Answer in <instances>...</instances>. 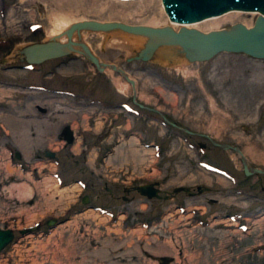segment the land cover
Returning a JSON list of instances; mask_svg holds the SVG:
<instances>
[{"label":"rangeland","instance_id":"obj_1","mask_svg":"<svg viewBox=\"0 0 264 264\" xmlns=\"http://www.w3.org/2000/svg\"><path fill=\"white\" fill-rule=\"evenodd\" d=\"M85 1L79 9L50 0H0V60L48 40L63 20L69 26L84 20L140 24L123 19L128 9L122 4L147 2ZM89 4L105 9L93 13ZM159 5L151 2V10L159 12ZM256 17L239 13L211 30L252 26ZM198 27L210 30L204 23ZM82 41L101 62L124 70L135 82L134 91L130 85L124 93L116 91L115 80L126 83L119 74L97 73L78 55L33 71L24 68L25 60L0 61V229L15 234L0 252V264H104L105 254L122 258L120 264H161L160 258H168V264H264V174L245 176L238 155L203 138L195 141L206 144L208 152L194 143L191 151L177 128L165 127L157 115L131 102L135 96L180 127L237 147L250 168L264 170V60L220 54L177 71L128 62L136 51L112 44L110 36L84 32ZM34 86L70 94L28 91ZM41 101L50 102L44 106L47 115L36 108ZM98 101L118 103V111L103 110ZM59 102L80 109L77 123L65 126L70 144L62 140L65 127L60 139L54 138L57 120L67 121L63 107L55 108ZM47 137L53 141L42 143ZM23 139L15 159L14 142ZM202 164L223 170L231 181ZM153 183L157 197L138 193L140 185ZM51 219L56 223L46 225ZM37 224L34 234L18 233ZM73 251L84 261H67Z\"/></svg>","mask_w":264,"mask_h":264},{"label":"water","instance_id":"obj_2","mask_svg":"<svg viewBox=\"0 0 264 264\" xmlns=\"http://www.w3.org/2000/svg\"><path fill=\"white\" fill-rule=\"evenodd\" d=\"M161 3L170 21L175 24H193L233 11L254 13L257 14V17L253 25L248 28L242 24H234L225 29L208 32L184 27L174 31L170 27L149 28L127 26L115 22L84 20L71 24L64 32L46 41L17 48L0 61L7 58L13 61L15 59L25 60L28 65L39 66L47 61L75 54L87 59L98 73H104L105 69L116 72L134 91L135 82L128 77L124 70L102 63L92 53L89 46L82 41V33L116 32L127 47L136 51L133 57L127 59L128 62H154L160 66L169 67L171 62H184L185 64L207 62L222 53L241 54L254 60H264V0H161ZM62 37L66 40L64 43H60ZM133 102L135 103V96H133ZM65 133V140L70 144L72 135L67 128ZM212 144L224 151H232L238 155L245 176L264 174V170L249 168L244 155L237 147L216 142H212ZM45 156L54 157L52 153H46ZM15 158L20 159L19 153H15ZM137 190L141 196H146L148 199L158 195L154 183L140 185ZM177 190L181 191L182 189ZM186 192L189 193V190L187 189ZM88 201V198L85 197L83 204H87ZM55 223L54 219L45 222L48 226H53ZM35 230H37V226L19 231V233L24 236ZM13 238L11 230L0 229V252L12 242ZM158 262L168 264L169 259L160 258Z\"/></svg>","mask_w":264,"mask_h":264},{"label":"bare ground","instance_id":"obj_3","mask_svg":"<svg viewBox=\"0 0 264 264\" xmlns=\"http://www.w3.org/2000/svg\"><path fill=\"white\" fill-rule=\"evenodd\" d=\"M49 1V0H48ZM136 1V0H135ZM147 2H140V3H126V4H122V6L124 8H127L128 11H124L123 12V19H128V20H131V21H134V19H136V21H140L142 23L140 24H126V23H122L124 25H127V26H143V27H149V28H164V27H170L172 28L174 31H177L179 28L181 27H184V28H187V29H196L198 31H201L199 30L200 27L199 24H202L204 23L205 27L207 29H210L209 31H212L211 29L213 28H216L219 24H221L222 22H226V21H232L234 20L236 17H238V14L239 13H243V12H239V11H233V12H229V13H226L224 15H221L219 17H214V18H209V19H206L204 21H201V22H197V23H193V24H175L173 22L170 21L169 17L167 16L165 10H164V7L162 6V3H161V0H157L160 2V5H159V12H157L156 10L155 11H152L151 10V7H150V3L155 1V0H146ZM51 3H53L55 6L57 7H66L67 5L68 6H75L76 8H79V9H84L86 7V5H84V3L86 2L85 0H50ZM120 2H127V1H120ZM89 3V2H88ZM145 3H148L146 4V6H144L143 9H133L131 10V7L134 6V5H142V4H145ZM87 4V3H85ZM105 5L103 6H106L107 3H104ZM100 5V9H96V7H94L92 4L89 6H87L88 8L90 7V10H94L92 11L93 13H102L105 9V7H103ZM254 14V13H252ZM257 15V14H256ZM127 20V21H128ZM126 21V20H125ZM63 22V27L61 26L58 30H54L49 39L51 37H54V36H57L59 34H61L62 32H64V30H66L68 27H69V21H62ZM80 22V21H79ZM115 23H121V22H115ZM236 24H241V23H236ZM71 25V24H70ZM234 25V24H233ZM244 26H246L247 28L248 27H251V26H247L245 24H242ZM231 26V25H230ZM229 27V26H228ZM227 28V27H226ZM222 29H225V28H222ZM218 30V29H217ZM221 30V29H219ZM202 32V31H201ZM98 34H101L103 36H110L112 38V44H115L116 46L120 47V48H127V49H131V47H127L124 40L121 39L116 32H113V31H110V32H107V33H102V32H98ZM82 36V35H81ZM106 39V37H105ZM74 40H76V38H74ZM66 40L62 37L60 39V43H64ZM222 54H226V53H222ZM71 55H75V54H71ZM220 55V54H219ZM241 55V54H240ZM70 56V55H69ZM79 56V55H78ZM218 56V55H217ZM215 56V57H217ZM82 57V56H80ZM214 57V58H215ZM247 57V56H246ZM84 58V57H83ZM214 58H212L211 60H213ZM210 60V61H211ZM52 61V60H51ZM47 62H50V61H47ZM209 62V61H207ZM103 63V62H102ZM201 63H206V62H201ZM105 64V63H104ZM192 64H200V63H191V64H185L184 62H181V63H178V62H171L170 63V66H162L164 68H175L177 71H185L186 70V66L187 65H192ZM115 66V65H114ZM35 70V69H34ZM107 69L104 70V72L106 71ZM115 88H116V91L118 92H121V93H124L127 89L129 90V84L127 83H121L119 80H115ZM27 90V89H26ZM28 91H37V90H28ZM48 94V93H47ZM52 94V93H50ZM55 95V94H53ZM57 96V95H55ZM42 102V101H41ZM50 102H42V105L39 106L37 105L36 108L37 109H43V115H47V112L44 110V106H49L50 104H48ZM135 104L136 105H140L142 107L139 106V108H143V109H149L148 107H145L144 105L142 104H139L135 101ZM59 106L63 107V108H59ZM55 108H59L60 109V112L63 114V115H66V120L67 121H63V120H57L56 122V125L57 127L60 129L58 130L57 132H53L54 133V138H58L60 139V135H61V132L63 130V128L68 125L69 123H74L76 124L77 122V115L79 112H80V109L74 107V106H70L69 103H65L63 104L62 102H59L58 103V106L57 104L55 105ZM66 108V109H65ZM64 110V111H63ZM66 111V112H65ZM79 111V112H78ZM80 118V117H79ZM168 122V121H167ZM166 120L162 121V123L165 125L167 124ZM170 125H173L172 123L168 122ZM9 124H12V123H9ZM69 126V125H68ZM56 126L53 125V128H55ZM66 128V127H65ZM68 128V127H67ZM64 132V131H63ZM29 134L30 136H33V132L32 130L29 131ZM36 137V136H35ZM33 139H36L34 137H32ZM26 139H23V141H17V142H14V144H16L14 147V150L18 153V151L20 150L19 148V145L18 143L20 144L21 147H24V143H26L25 141ZM62 140H65V139H62ZM53 139H50V138H42L41 139V142L42 143H50L52 142ZM150 148V147H149ZM20 155V154H19ZM236 155V154H235ZM14 157H15V153H14ZM239 158V157H238ZM16 159V158H15ZM240 160V158H239ZM248 165V163H247ZM249 166V165H248ZM250 168V167H249ZM252 168V167H251ZM256 169H259V168H256ZM261 170V169H260ZM255 175H263V174H255ZM225 178V177H224ZM227 178H225L224 180H226ZM228 180V179H227ZM231 181V180H230ZM228 181V182H230ZM237 185V184H236ZM177 190V189H176ZM175 192H180V190H177ZM233 195V194H232ZM40 227H38L39 229ZM109 256V257H108ZM103 257H106V262L104 261V264H120L122 263V258L120 259V257H117V256H112V255H107L105 254ZM67 261H73V260H76V259H79L80 261H84L83 260V257L82 256H78L77 255V251H73L70 253L69 257H67ZM96 264H103L101 261H99L98 263Z\"/></svg>","mask_w":264,"mask_h":264},{"label":"flooded vegetation","instance_id":"obj_4","mask_svg":"<svg viewBox=\"0 0 264 264\" xmlns=\"http://www.w3.org/2000/svg\"><path fill=\"white\" fill-rule=\"evenodd\" d=\"M89 63H90V62H89ZM91 66H92V64H91ZM34 69H37V67H33V70H34ZM96 72H97V71H96ZM97 73H98V72H97ZM100 74H102V73H100ZM98 102H99V104H100V106H98V107L102 108L103 110L105 109L106 111H109V110H111V111H118V107H119V104H118V103H117V104H111V103H108L107 101H106V102L98 101ZM131 102H132V104L136 105V104L133 102V97H131ZM93 103H94V102H93ZM93 103H91V104H93ZM136 106H137V108H138L139 110H141V111H144V112H147V113H152V114L157 115V116L160 118L161 123H162V121H164V120H166V122L168 121V122L172 123L173 125H170V124L167 122V124H165V127H167V128H172V129H173V128H177L176 130H177L178 133L180 132L181 140H183V142H184L185 144L188 145V144H190V143H191V144L194 143V145L196 144L197 147H198L199 149L208 152V149H209V148L207 147L206 144L195 141V139L203 138V139L207 140L212 146H214V145L212 144V142H215V141H213L209 136H207V135H205V134H200V133H197V132L189 131V130L183 128L182 126L180 127L179 125L175 124V123L172 122L170 119H168L167 116L162 115V114L156 112L154 109H150V108H149V109H143V108H139L138 105H136ZM148 118H150V117H148ZM162 125H163V123H162ZM63 137H65V132L63 133ZM194 145H193V144H192V146H191V145H188V146H191V148H192V149H190L191 151H194V149H193V148H194ZM214 147H216V146H214ZM188 148H189V147H188ZM217 148H218V147H217ZM228 180L230 181L229 178H228ZM186 190H187V189H184V190H181L180 192H186ZM186 194H187V192H186ZM189 195H190V196L192 195V192H191V191H189ZM124 199H125V198H124Z\"/></svg>","mask_w":264,"mask_h":264}]
</instances>
